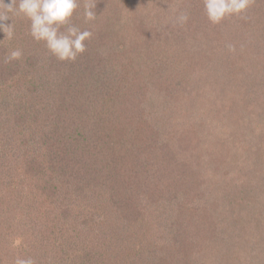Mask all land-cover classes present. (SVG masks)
Segmentation results:
<instances>
[{"label": "rangeland", "instance_id": "374dc122", "mask_svg": "<svg viewBox=\"0 0 264 264\" xmlns=\"http://www.w3.org/2000/svg\"><path fill=\"white\" fill-rule=\"evenodd\" d=\"M88 2L95 3L94 21H86L84 18ZM79 9L75 10L70 22L76 21L81 29L88 27L93 36L85 42L86 51L71 63L95 65L96 73H100L101 66L105 68L103 76L97 75L103 83L101 96L119 85H127L133 79L131 75L122 73L123 63L135 64L134 70L137 71H133V74L141 70L140 65H145L141 71L149 76L144 81L142 77V83L141 80H134L140 83V89L136 88L146 114L170 115V126L174 130L181 127L177 129L180 134L174 135L177 145L188 134L191 135L189 130H196L199 145L194 147V140L188 149H179L178 153L182 156L180 159L190 158L187 159L188 162H193L194 156L196 163L195 157H198L195 169L201 167L200 177L197 178L201 186L194 192L199 198H196L193 205L200 207L201 212L197 211L196 217L201 219L198 222L205 224L206 210L212 213L211 205L215 204L216 213L213 216L208 213L207 227L212 229L218 222V226L212 231L213 242L220 237L228 238V243H224L228 245L223 247L225 253L217 256L223 257L225 254L228 256L227 261L236 263L238 249L243 251L246 246L242 245L244 240L247 247L250 243H255V246H251L257 249L258 256L252 263L264 264V96L260 98L257 94H251L253 82L260 79L264 81V61H261L264 56V0H251L246 12L228 17L219 24L210 23L204 13L203 0H79ZM181 10L190 14L188 22L183 26L174 23ZM256 11L257 18L254 15ZM252 26L254 28L246 30ZM228 44L235 46L234 52L228 50ZM5 46L7 48L8 44ZM27 48L32 49L31 46ZM39 50L46 54L49 52L47 48ZM189 50L192 54H189ZM35 55L37 53L33 54ZM132 57L136 60L133 63ZM12 65L5 64L1 70L0 94L5 89L8 92V87L15 92L17 87L33 89V86L27 84L33 82L32 74H20L21 70H18L21 79H9L8 71L16 68ZM17 65L22 68L26 64ZM130 66L132 65L127 69ZM35 67L33 69L37 70L38 67ZM158 67H161L159 71L156 70ZM60 68L56 77L65 71ZM138 75L142 76L139 72ZM166 76L169 87L165 86ZM154 80H158V85L151 83ZM247 83L249 84L242 93H236L235 98L232 96L234 99L228 97L236 88L242 89ZM11 84L13 86L10 87ZM173 85L175 88H183L184 96L178 95ZM124 88L120 87L119 91L126 94ZM255 102L258 103L254 104ZM239 104L244 106L242 108L246 112L242 111L244 115L235 116L238 121L234 123L233 115H237L236 110H242L237 108ZM19 111L16 109L15 113H7L11 116L5 117L9 119V125L17 126L18 122L27 124L23 119L17 118ZM19 134L16 130L9 133L12 146L25 149L31 146L30 150H34V154L48 151L49 145L47 142L43 143L42 139L22 142ZM199 158L202 160L200 164ZM23 162H28L27 157L9 164L12 171L20 167V174L26 178L24 183L33 182L34 185L36 178L47 177L38 170L36 173L26 172L27 166ZM211 175L215 176L217 182L211 180ZM248 175L253 178H248ZM235 183L243 184L245 189L232 188ZM45 197L46 195L41 197L32 208L23 200L10 197L8 203L11 207L6 204L2 207L0 264H11L17 254L33 256L38 264H90L92 259L88 257L95 251L98 255L103 254L99 256L101 264L114 262L111 248L116 241V232L119 231L113 229V224L107 223L100 228L95 226L91 211L87 207H77L76 204L69 217L65 218L61 209L57 208L58 203L50 196ZM58 223L64 227L57 226ZM54 224L56 227L52 229ZM168 225L170 224L164 226ZM257 225L260 228L256 230ZM167 229L174 231L178 227L170 226ZM192 233L193 228H185L184 235ZM234 234L236 237L231 239L230 236ZM15 241L20 243L18 248L13 247ZM125 243L120 246L124 256L120 257L123 259L121 264H137L140 251L137 250L135 240ZM211 246L212 241L210 248ZM152 248L156 250L153 244ZM229 248L234 249L232 253L228 251ZM209 249L192 254L190 249L186 250L190 256V264L218 263L219 257L213 252L208 253ZM183 253H179L178 259L180 263H188L183 258ZM250 255L254 254L251 252Z\"/></svg>", "mask_w": 264, "mask_h": 264}, {"label": "trees", "instance_id": "16d2710c", "mask_svg": "<svg viewBox=\"0 0 264 264\" xmlns=\"http://www.w3.org/2000/svg\"><path fill=\"white\" fill-rule=\"evenodd\" d=\"M9 2L10 0H4V3ZM78 9L79 7L76 10ZM254 15L257 18L258 12L256 11ZM0 23H12L15 26V34L11 40L0 31V74H3L1 70L5 64H13L12 67L16 68L8 71L9 79L13 77L21 79L18 70H21L20 74L28 73L34 77L32 83L31 81L27 83L33 86V89L17 87L15 92L8 87V92L5 89L4 93L0 94V214L5 204L11 207L8 203L10 197L23 200L32 208L41 197L50 196L58 203L57 208L61 209V214H64L65 218L69 217L75 204L77 207H87L92 213L95 226L100 228L110 223L115 226L114 230L119 231L116 232V241L111 248L113 252L111 256L114 259L111 264L122 263L123 259L120 257L124 256L121 254L120 246L130 240H135L137 250L140 251L137 264H190L188 260L190 256L186 250L190 249L191 254L195 251L208 250L211 241L212 249L210 248L211 251L209 249L208 253L213 252L217 256L224 252L228 245L224 243H228V238L220 237L214 242L212 238V231L218 226V222L212 229L207 227L208 213L213 216L216 213V205L212 203V213L206 210L205 224L198 222L201 219L199 216L196 217L197 211L201 212L200 207L193 205L196 198H199L194 192L201 186L197 179L200 177L201 167L195 169L198 157H195L196 163L194 156L193 162L191 160L188 162L187 159L190 158L180 159L182 156L178 153L179 149H188L194 140L193 146L199 145L196 130H189L191 135L186 132L188 134L186 139L177 145L174 135L180 134L177 129L181 127L174 130L170 126L171 116L146 114L143 101L138 97L140 83L134 80H141L142 83V77L144 81L145 77L149 76L148 73L145 75L144 71H141L145 65H140L141 70L138 71L142 76H137L138 72L133 74V71H137L134 70L135 64L123 63L122 73L131 75L133 79L128 81L127 85H119L101 96L103 83L97 75H104V67L101 66L100 73H96L95 65L89 63L73 65L69 61L57 60L50 52L46 54L40 51V48L46 49L45 44L31 37L30 21L22 14L13 15ZM69 23L76 25L77 22ZM251 28L254 26L245 29L248 31ZM30 46L32 49L27 48ZM15 48L22 50V57L6 62L5 57ZM34 53L37 55L33 56ZM134 60L132 57V63ZM261 61H264V56ZM22 63L26 65L19 68L17 64ZM129 65L132 66L127 69ZM35 66L38 67L37 70L33 69ZM65 66L67 67L63 68ZM59 68L65 71L56 77ZM116 68L118 69L117 66ZM160 68L156 70L159 71ZM37 75L38 78L35 79ZM3 79L6 80L4 75ZM167 79L166 76L164 82L165 86L169 87ZM147 83L150 84L149 81ZM151 83L158 85V80ZM248 84L242 89L238 87L232 93L229 92L228 97L234 99L236 93H242ZM16 85L18 86V83ZM251 86L253 87L251 94H257L260 98L264 96L263 80L255 81ZM120 87H125L126 94L119 91ZM174 91L184 96L183 88H175ZM256 103L258 102L254 104ZM242 107L244 106L241 104L237 105V108L242 110L241 112L239 109L236 110L237 115H233L234 119L235 116L244 115L242 111L246 112V109ZM16 109L20 110L17 118L23 119L27 124L18 122L17 126L9 125L7 118L11 116L7 113H15ZM234 121L236 123L238 119ZM15 130L20 133L19 138L22 142L30 139H42L43 143L47 142L48 151L43 150L34 154V150H30L31 146L28 149L12 146L9 133ZM24 157L28 160L23 162L27 166L26 172L28 170L36 173L38 170L47 177L36 178L34 185L33 182L24 183L26 178L20 174V167H14L16 171H12L13 168L11 169L9 164ZM200 158L199 164L202 162ZM212 177L213 175L211 180L217 182L215 176ZM248 178L251 179L253 176L248 175ZM243 184L235 183L236 186L232 185V188L243 190L245 189ZM167 223L170 225L164 226ZM57 226L64 227L60 223ZM170 226L178 229L169 231L167 228ZM55 227L54 224L52 229ZM189 227L193 228V233L186 236L185 228ZM223 227L226 228V225ZM258 228L260 225L256 226V230ZM235 237V234L230 236L231 239ZM152 244L156 250L152 248ZM242 245L246 246L243 251L238 249L236 263L227 261L228 256L224 254L223 257L217 256L219 261L216 264H253L258 256L257 249L251 246H255V243H250L247 247L243 240ZM192 246L196 248L195 251ZM104 249L107 250V247ZM233 250L228 249L231 253ZM251 252L253 256L250 255ZM96 253L98 252L95 251L88 257L92 259L91 262L88 260L90 264L92 262L101 264L99 256L103 254ZM179 253H183L182 256L188 263H180Z\"/></svg>", "mask_w": 264, "mask_h": 264}, {"label": "clouds", "instance_id": "9594fccd", "mask_svg": "<svg viewBox=\"0 0 264 264\" xmlns=\"http://www.w3.org/2000/svg\"><path fill=\"white\" fill-rule=\"evenodd\" d=\"M251 0H203L204 13L210 23L219 24L222 20L233 15L246 12ZM79 7V0H10L4 3L0 0V21L8 20L13 15L22 14L30 21L29 34L35 41H43L47 50L59 61H76L77 57L86 51V41L90 40L93 32L90 29H81L69 23L75 10ZM95 3L88 2L84 9L86 21L96 19ZM186 10L179 11L174 23L185 25L189 20ZM9 40L13 39L15 26L12 23H0ZM230 52L235 46L228 44ZM23 55L20 48L10 50L5 57L6 62L19 60ZM19 241L13 243L18 248ZM11 264H38L33 256L15 255Z\"/></svg>", "mask_w": 264, "mask_h": 264}]
</instances>
